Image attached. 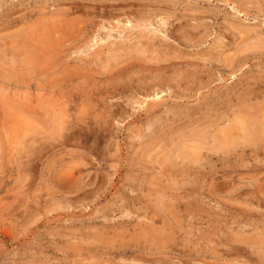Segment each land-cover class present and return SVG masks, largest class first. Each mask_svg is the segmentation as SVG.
<instances>
[{
    "label": "rangeland",
    "instance_id": "374dc122",
    "mask_svg": "<svg viewBox=\"0 0 264 264\" xmlns=\"http://www.w3.org/2000/svg\"><path fill=\"white\" fill-rule=\"evenodd\" d=\"M262 126L264 0H0V264H264Z\"/></svg>",
    "mask_w": 264,
    "mask_h": 264
},
{
    "label": "bare ground",
    "instance_id": "6f19581e",
    "mask_svg": "<svg viewBox=\"0 0 264 264\" xmlns=\"http://www.w3.org/2000/svg\"><path fill=\"white\" fill-rule=\"evenodd\" d=\"M151 33H154V32H151ZM153 36V35H152ZM151 39V38H150ZM93 41V40H92ZM101 41V40H100ZM148 42V41H147ZM149 42H151V41H149ZM153 42V41H152ZM152 42L150 43V44H152ZM145 43V42H144ZM143 45H145V44H143ZM138 46H141V45H138ZM146 46V45H145ZM144 46V47H145ZM146 48V47H145ZM147 48H149V47H147ZM140 49V48H139ZM143 49V48H142ZM151 49V47L149 48V50ZM145 50V49H144ZM83 51V50H82ZM146 51V53L147 52H150V51H147V50H145ZM168 51V50H167ZM156 52V51H155ZM164 52V51H163ZM153 53V52H152ZM148 54V53H147ZM159 54V53H158ZM144 55V54H143ZM116 57V56H115ZM143 57V56H142ZM166 57V56H165ZM168 57V56H167ZM109 58V57H108ZM160 58V57H159ZM107 59V58H106ZM154 60V59H153ZM134 63V62H133ZM132 63V64H133ZM171 63H172V61H171ZM138 64V63H137ZM170 64V63H169ZM130 65V64H129ZM176 65H177V63H176ZM131 66V65H130ZM134 66V65H133ZM143 66V65H142ZM141 66V67H142ZM146 66V65H145ZM160 66V65H159ZM159 66H158V68H159ZM162 66V65H161ZM164 66H166V65H164ZM168 66V65H167ZM166 66V67H167ZM174 66V65H173ZM128 67V66H127ZM126 67V68H127ZM132 67V66H131ZM130 68V67H129ZM132 68H134V67H132ZM136 68V67H135ZM146 68V67H145ZM155 68V67H154ZM125 69V68H124ZM161 69V68H160ZM168 69V68H167ZM132 70V69H131ZM145 70V69H144ZM159 70V69H158ZM133 71V70H132ZM131 72V71H130ZM144 72V71H143ZM148 72V71H147ZM123 73V72H122ZM145 73V72H144ZM167 73V72H166ZM135 74V73H134ZM140 74V73H139ZM146 74V73H145ZM159 75V74H158ZM126 76V75H125ZM132 76V75H131ZM143 76V75H142ZM153 76V75H152ZM151 76V77H152ZM156 76H157V74H156ZM137 77V76H136ZM148 77V76H147ZM159 76H157V78H158ZM130 78V77H129ZM149 78V77H148ZM154 79H156V77H154ZM85 80V79H84ZM131 80V79H130ZM166 81V80H165ZM168 81H170V80H168ZM113 82H116V81H113ZM161 86V85H160ZM154 94H156V92L154 93ZM154 97L156 98V97H158L159 98V96L157 95V96H155L154 95ZM155 98H154V100H155ZM254 114V113H253ZM256 115V114H255ZM254 115V116H255ZM251 117H253V116H251ZM250 121V120H249ZM239 122V121H238ZM262 122V121H261ZM259 123V122H258ZM241 124H242V122H241ZM263 125V124H262ZM239 126V125H238ZM245 126V125H244ZM257 126H259V124L257 125ZM256 126V127H257ZM243 127V126H242ZM242 127H239L240 129L242 128ZM236 128V127H235ZM261 128V127H260ZM243 129V128H242ZM246 129V128H245ZM256 129V128H255ZM218 130V129H217ZM241 131H243V130H241ZM254 131V130H253ZM234 132V131H233ZM236 134V133H235ZM244 134V133H243ZM248 135H250V137H251V134H254V137H259L260 135H262L263 136V134H264V126H262V128L261 129H259V130H255L254 132H251V130H250V132L248 131V133H247ZM217 135V134H216ZM215 135V136H216ZM238 135V134H237ZM214 136V137H215ZM222 136V135H221ZM245 136V135H244ZM247 136V135H246ZM245 136V137H246ZM226 137V136H225ZM225 137H223V138H225ZM230 137V136H229ZM253 137V136H252ZM216 138V137H215ZM218 138V137H217ZM230 138H232V137H230ZM229 138V139H230ZM238 138V137H237ZM262 139H263V137H261ZM227 139V138H226ZM257 139V138H256ZM213 140V139H212ZM217 140V139H216ZM239 140V139H238ZM229 141H232L233 142V140H229ZM229 141H227V142H229ZM235 141H236V139H235ZM243 141H244V139H243ZM263 141V140H262ZM220 142H221V140H220ZM223 142V141H222ZM237 142V141H236ZM259 141H257L256 143H258ZM218 143V142H217ZM217 143H215V144H217ZM230 143V142H229ZM234 143V142H233ZM256 143H255V145H256ZM223 144H224V142H223ZM237 144H239V143H237ZM237 144H235V145H237ZM253 144V143H252ZM260 144V143H259ZM218 145V144H217ZM220 145V144H219ZM227 145V144H226ZM231 144H229V146H230ZM245 145V144H244ZM248 145V144H247ZM246 145V146H247ZM254 145V144H253ZM213 146H214V143H213ZM225 146V145H224ZM228 146V145H227ZM240 146V145H239ZM197 147V146H196ZM244 147V146H243ZM217 148H218V146H217ZM222 148V147H221ZM216 149V148H215ZM195 150V149H194ZM219 151V150H218ZM189 152V151H188ZM222 152H223V150H222ZM187 155H189V154H187ZM182 157V156H181ZM188 157V156H187ZM184 158V157H183ZM188 159V158H187ZM186 160V159H185ZM187 161V160H186Z\"/></svg>",
    "mask_w": 264,
    "mask_h": 264
}]
</instances>
